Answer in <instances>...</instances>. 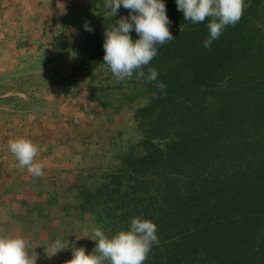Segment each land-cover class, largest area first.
<instances>
[{
  "label": "trees",
  "instance_id": "obj_1",
  "mask_svg": "<svg viewBox=\"0 0 264 264\" xmlns=\"http://www.w3.org/2000/svg\"><path fill=\"white\" fill-rule=\"evenodd\" d=\"M107 2L77 0L73 12L60 17L58 31L49 30L37 48L62 47L60 56L67 53L72 60L63 76L70 100L61 106L68 114L81 103L71 91V79L79 73L92 83L82 96L88 109L104 113L131 106L140 136L100 173L80 171L65 185L38 177L47 190L29 197L30 204L23 200L22 210L8 206L15 200L11 190H1L2 235L11 229L26 242L39 236L34 223L51 218L47 210L53 207L69 217L88 216L93 230L102 227L106 234L141 216L156 223L159 236L144 264H264V0H244L241 19L208 48L203 41L210 18L192 23L175 0H165L176 38L144 68L145 73L148 67L158 70L163 92L135 75L118 81L103 62L105 29L128 15L121 7L112 16ZM85 21L94 31L84 30ZM132 36L137 38L134 31ZM112 83L121 90L118 108L105 98ZM7 100L22 110L33 99ZM43 129L30 140H44ZM8 139L13 137L4 138L2 155L11 153ZM3 178L0 171V189ZM62 192L72 197L64 204L58 199ZM63 238L57 233L50 241ZM39 250L27 252L35 257Z\"/></svg>",
  "mask_w": 264,
  "mask_h": 264
},
{
  "label": "rangeland",
  "instance_id": "obj_2",
  "mask_svg": "<svg viewBox=\"0 0 264 264\" xmlns=\"http://www.w3.org/2000/svg\"><path fill=\"white\" fill-rule=\"evenodd\" d=\"M7 1L0 0V16L7 14L6 18L1 17L0 20V79L3 80L0 83V145L6 136L35 138L42 134L44 128L47 134L44 140L40 138L42 141L37 139L33 143L38 147L36 159L43 164L44 175L48 178L65 185L69 177L76 176L80 171L95 174L108 169L117 162L118 153L125 151L140 136L133 120V109L127 106L118 112L90 111L87 100L82 96H86L92 83L90 78L75 73L78 76L71 79L75 84L70 88L77 94L81 105L79 110L71 108L68 114L67 109L61 106L62 102L70 100L66 94L68 81L63 76L71 69L69 65L72 60L67 53L60 56L62 47H44L43 51L37 48L36 40L43 34L42 29H47V33L49 30L57 32L61 26L60 17L71 14L77 0ZM79 1L86 3L91 0ZM25 9L27 11L24 13ZM14 17H19L17 24H12ZM5 31L11 34L2 35ZM53 58L58 59L53 62ZM120 91L113 86L106 92L110 94L105 97L106 100L115 108H118L117 103L121 100ZM7 98H17L25 103V99L33 100L21 110L14 107L15 100L9 101ZM143 103L144 100L139 102ZM83 105L86 109H82ZM50 145L54 147L48 150ZM0 158V171L4 176L0 190H11L10 194L15 199L8 206L22 210L20 203L23 200L30 204L29 197L47 190V186L36 182L38 177L20 166L12 153L2 155L0 150ZM23 187L27 191H22ZM23 196H27V199H23ZM71 198L67 192H62L58 199L64 204ZM4 210L0 207V217L6 214ZM47 212L51 218L40 217L34 223L40 228V235L27 240V249L41 251L32 257L36 258V264H66L72 258L71 247H67L68 240L70 243L76 241V246H84L87 251L93 250L95 241L92 239L95 237L88 216L84 219L69 217L59 207ZM57 233L64 237L62 245L66 247L58 251L53 246L54 242L50 241L51 235ZM0 236L21 235L11 229L2 235L0 229ZM28 255L31 256V252Z\"/></svg>",
  "mask_w": 264,
  "mask_h": 264
},
{
  "label": "clouds",
  "instance_id": "obj_3",
  "mask_svg": "<svg viewBox=\"0 0 264 264\" xmlns=\"http://www.w3.org/2000/svg\"><path fill=\"white\" fill-rule=\"evenodd\" d=\"M177 10L192 23H207L208 36L203 41L205 48L211 47L229 25H235L242 17L244 0H175ZM106 7L115 16L121 7L128 10L120 16L114 27L104 31L103 62L118 81L142 79L155 83L161 92L166 85L159 81V72L154 67L144 68L158 55L159 48L176 37L170 31L172 23L167 14L165 0H108ZM85 31H94L88 21ZM137 34L133 39L132 32ZM11 153L20 166L26 167L35 177L44 175L43 164L36 159L38 147L30 139L16 137L8 141ZM95 246L87 251L68 240L72 258L66 264H144L153 245L159 243L157 225L149 218L136 216L128 226L112 234L102 227L93 230ZM57 251L65 249L61 240L53 245ZM28 244L21 236H0V264H36L27 252ZM56 251V252H57ZM55 252V253H56Z\"/></svg>",
  "mask_w": 264,
  "mask_h": 264
},
{
  "label": "crops",
  "instance_id": "obj_4",
  "mask_svg": "<svg viewBox=\"0 0 264 264\" xmlns=\"http://www.w3.org/2000/svg\"><path fill=\"white\" fill-rule=\"evenodd\" d=\"M7 1V0H6ZM7 2H9V0L7 1ZM13 4H14V2H13ZM27 10L25 9V10H23V12L25 13ZM28 15H29V17L31 16V14H29V13H27ZM5 14L3 13L1 16H0V20H1V17L4 19V18H6L7 17V14L4 16ZM19 17H14L13 18V21H12V24H17L18 22H19V19H18ZM29 21V20H28ZM2 21H0V27H1V23ZM30 28V27H29ZM42 32H43V34H41V36H40V38L39 39H41L42 38V36H44L46 33H47V29H42ZM8 34H11V33H7L6 31L5 32H2V35H8ZM39 39L38 40H36L37 42L39 41ZM3 81V80H2ZM1 81V79H0V83L2 82ZM1 159V158H0ZM1 191V190H0ZM3 191V190H2ZM1 194H3V193H1Z\"/></svg>",
  "mask_w": 264,
  "mask_h": 264
}]
</instances>
